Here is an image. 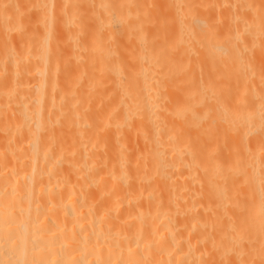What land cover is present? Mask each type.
I'll return each instance as SVG.
<instances>
[{
    "label": "bare ground",
    "instance_id": "1",
    "mask_svg": "<svg viewBox=\"0 0 264 264\" xmlns=\"http://www.w3.org/2000/svg\"><path fill=\"white\" fill-rule=\"evenodd\" d=\"M157 1L0 0V264H264V0Z\"/></svg>",
    "mask_w": 264,
    "mask_h": 264
},
{
    "label": "rangeland",
    "instance_id": "2",
    "mask_svg": "<svg viewBox=\"0 0 264 264\" xmlns=\"http://www.w3.org/2000/svg\"><path fill=\"white\" fill-rule=\"evenodd\" d=\"M164 0H158L157 2H158V5H156V7H158V11L159 12H157V16H158V19L160 20L162 17H166L165 19L166 20H169V15H170V8L168 7V6H165L164 5V3H162ZM157 4V3H156ZM164 6V7H163ZM159 7H161V8H159ZM152 8V7H151ZM163 11V12H162ZM164 11H166V13L164 12ZM162 12V14L164 15H162V16H160L161 13ZM160 14V15H159ZM166 14V15H165ZM217 15V13H215V16ZM161 17V18H160ZM162 19H164V18H162ZM217 23H219V17H217ZM262 70L264 69V67L263 68H261Z\"/></svg>",
    "mask_w": 264,
    "mask_h": 264
}]
</instances>
